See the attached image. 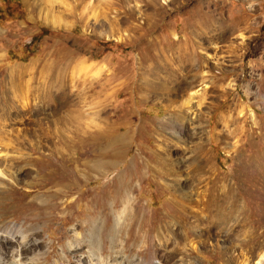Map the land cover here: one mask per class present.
Listing matches in <instances>:
<instances>
[{
  "label": "rangeland",
  "instance_id": "374dc122",
  "mask_svg": "<svg viewBox=\"0 0 264 264\" xmlns=\"http://www.w3.org/2000/svg\"><path fill=\"white\" fill-rule=\"evenodd\" d=\"M18 1L20 6L0 0V108L26 110L35 131L20 144L0 137V163L9 157L22 170L11 177L0 172V227L23 230L22 245L29 250L21 247V261L238 264L249 252L264 254V0ZM9 8H16L12 16ZM210 17L216 27L208 31ZM44 28L50 33L42 36ZM198 61L203 82L181 90L190 63ZM59 74L65 77L61 90L71 95L84 90L91 108L53 123L49 96L37 87H49ZM145 80L170 81L167 86H177V94L170 101L160 97L163 92L143 98L139 85ZM187 96L185 145L172 158L190 152L186 144L196 132L208 166L224 177L219 181L224 194L232 186L234 207L241 204V212L220 227L210 225L208 239L197 236L201 222L178 212L166 181L137 168L146 151L167 153L159 138L169 141L173 131L161 120ZM104 106L108 114L100 111ZM128 118L135 123L130 131ZM20 154L29 162L15 158ZM237 155L252 167L233 184ZM49 171L57 179L32 188ZM203 186L194 192L198 201L210 198ZM72 187V194L59 195ZM126 195L131 209H124ZM7 257L3 264H14L18 255Z\"/></svg>",
  "mask_w": 264,
  "mask_h": 264
},
{
  "label": "bare ground",
  "instance_id": "6f19581e",
  "mask_svg": "<svg viewBox=\"0 0 264 264\" xmlns=\"http://www.w3.org/2000/svg\"><path fill=\"white\" fill-rule=\"evenodd\" d=\"M205 24L207 27V28L206 27L205 28L208 31H211L214 27H216L214 19H212L211 17L206 21ZM220 31H221V29H220ZM197 35H198V33H197ZM192 45H190L189 49H188L190 53L193 52V46ZM178 50H180V49H178ZM182 51H184V50H182ZM159 57H161V56H159ZM190 68H191V72L188 75L189 76L188 80H186L183 83H180V85L177 84L179 86L178 88H180L181 90H183V89L187 90L190 87H192L193 84H195V83L197 84L198 81L202 80L200 75H199L200 72L198 73L199 61L196 65H192V63H190ZM157 71H159V70H157ZM174 71H173V73H174ZM97 72H98V70H97ZM164 75H166V74H164ZM177 75H179V74L177 73ZM148 76L150 79V75H148ZM203 76L204 75L202 74V77ZM168 77H170V76H168ZM185 79H187V78H185ZM216 80H217V78H216ZM148 82L149 81L145 80L144 82L140 83V85H139L140 92L142 94H144L143 98L145 96H147L148 94L149 95L153 94V91H154V93L163 92V93H160V97L165 95L166 98H168L167 101H170L169 97L173 94L174 95L177 94L176 93L177 92V86L176 87H173V86L168 87L167 86L170 81H165V82H168L167 85H165V83H162V82H158L157 84H152V83L150 84ZM201 82H203V80ZM63 83H65V77L63 75L59 74L58 76H55V78H52V81L50 82L49 87H45L44 85L37 87L39 93L42 92L41 94H46L49 96L48 98L52 103V112H53L52 120L53 121L52 120L51 121L53 123L61 122V120L64 117L76 119L77 117L83 116L84 110L87 111L86 108H88V109L91 108L90 105L86 104L87 100H88V95L84 90H79V91H77V93H74L71 95L70 93H67L65 90H61V86ZM53 84H56V86L58 87V88L56 87V90L59 91V95H58L59 98L58 99H56L55 97L52 96L53 86L51 87V85H53ZM15 89H17V85L15 86ZM186 94H188V93H186ZM155 95H158V94H155ZM39 99H40V97H39ZM192 99H193V97H192ZM145 100L143 99V101H145ZM164 100H165V98H164ZM171 101H173V100H171ZM174 103H176V102H174ZM190 103H191V96H187V100L181 101V103L175 107V110H176L175 113L170 114L169 116L167 115L168 117L166 119L164 118L163 120H161L162 127L165 126L166 124H168V127L173 131L172 135H171L172 138L169 141H167L163 137L164 135H160V138H159L160 148L164 147V149L167 153L162 154L163 151L162 152L157 151V152L150 154V153H146L147 152L146 151L145 152L146 158H143L142 161L138 162L139 167H137V168L138 169L145 168L148 172H151L152 175H154L155 177L163 178V180L166 181L167 188L172 191V197L175 198V203L178 206V212H184L185 211L188 214V216H187L188 218H194L196 223L198 221L201 222V226L197 227V229L199 231L197 236L198 237H204L205 239H208L211 235V232H212L210 225H212V227H220L221 224H224L223 222L226 221V218L228 216H232V215H235V214H238L241 212V204L237 205L236 208L234 207L235 204H238V199H237V195L233 191L234 188L232 186L230 187L229 192L227 194H224L225 188H223L221 186V184L219 183V181L223 180L224 177H219V173L215 170H211V167L208 166L209 159L200 150L202 147V143H201V139L199 137H197L196 132H193L194 135H192V137L190 136V140H188V142H187L188 144H186V145H188L190 152L186 155H182V156L180 155L181 157L179 159L175 160V158H172L174 153L175 152L177 153V150L175 148L178 149L179 146L184 144L185 140H186V139L184 140L182 138L183 137L182 134L186 130V126L184 124L185 122L183 123V119H184L185 109L189 107ZM109 108H110L109 106H104V108L101 109L100 111H102L105 114H108L107 112L109 111ZM58 111H61L62 117H61V113L58 114ZM171 111H173V110H171ZM32 115L33 114H31V111L29 110V123H30V117H32ZM87 117H86V119H87ZM222 117H224V115H221V118ZM130 118H128L127 123H126L127 129H129V131L135 125L134 121H132ZM192 118H194V117H192ZM188 121H186V122H188ZM193 121H194V119H193ZM190 128H193V127L191 126ZM111 130H113V129H111ZM34 131L28 125V113L26 110L20 109V111H14V113H10V112H6L2 108H0V137H3L4 139L10 137L9 139L13 140L15 143L17 142V144H20V143L25 142L26 136H28V135L31 136L32 134H34L33 133ZM231 135L232 134L230 132L227 136L229 140H231ZM200 137H202L201 134H200ZM185 138H186V136H185ZM121 139H123V138H121ZM125 139H127V138H125ZM170 142H172V143L170 144ZM76 154L77 153H75V155ZM3 158H6L7 160H10V161H3L0 163V172L2 174H6V175L11 177V176L15 175L16 173H22L21 167H16L15 164H13L14 162L11 161V159H9V157H3ZM15 158L16 159L19 158L22 161L24 160V162H26V163L29 162V159L26 155L20 154V155H17ZM42 158H44V156ZM76 159H78V158H76ZM237 159L239 161L236 164V168L233 170V173H232L233 179H234L233 184H237V182L242 177H244V175L247 173L248 168L250 169L252 167L251 163L247 164V163L241 162L240 157L238 155H237ZM41 162H42V160H41ZM75 162H76V166H75V169H76L79 166V164H81V162L78 163L79 160H77ZM35 164L37 165L36 161H35ZM58 175H59L58 173L49 171L48 173H46V178L41 180V181H37L36 183H34L32 188H34L36 190H40L43 187H45L46 185H48L49 183H51L52 181H55L57 179ZM211 176H213V178ZM202 184L204 185L203 187H205V190H207L209 192L208 196L210 198L207 201H198L199 198H197L195 196V193H194L195 191H197V189H199L201 187ZM2 186H3V182H2V179L0 178V187H2ZM223 186H224V184H223ZM75 189L76 188L72 187L65 192L59 193V195L65 196V195L72 194ZM82 195L83 194H81L80 196L82 197ZM77 196H78V194H77ZM226 198H228V201L226 200ZM196 204H198L200 206V208H199L200 210H194V206H196ZM129 206L131 209L133 207V202L126 195V199L124 200V209H128ZM229 218H231V217H229ZM235 219H237V218H235ZM15 227H16L15 225H13L12 227H7V228H1L0 227V264L5 263L4 261H5V258L7 257V255H10L7 257L9 259L11 257L18 255L17 260H11L10 261L14 264H27L26 261H24V262L21 261V256L23 255V254L21 255V247L25 251H27V249L29 250V248H27V245H22L23 241L25 240L26 237L23 235V232H22L23 230H21V228L15 229ZM244 228H245V226H244ZM161 232H162V230L159 231V233H161ZM181 232H182V234H184V230H182ZM252 239L250 240V242L253 241ZM34 242H36V241H34ZM16 243H20V246H18V248L15 246ZM191 249L194 250L193 247ZM232 254H233V252H232ZM263 257H264V254H261L259 252H249L247 257H245L243 260H241L239 262L237 261V262H238V264H264L261 262V259ZM255 259H257V262H254ZM7 261L8 260H6V263H7Z\"/></svg>",
  "mask_w": 264,
  "mask_h": 264
},
{
  "label": "trees",
  "instance_id": "16d2710c",
  "mask_svg": "<svg viewBox=\"0 0 264 264\" xmlns=\"http://www.w3.org/2000/svg\"><path fill=\"white\" fill-rule=\"evenodd\" d=\"M4 1H7V3H10L12 1H15L16 2V6H20V3H19L18 0H4ZM15 12H16V8H11V9L9 8L6 11V13H7L8 16H12ZM7 15L6 14L5 15H2L1 14L2 17H5ZM49 33H50L49 29L44 28V29H42L41 35L44 36V35H48Z\"/></svg>",
  "mask_w": 264,
  "mask_h": 264
}]
</instances>
